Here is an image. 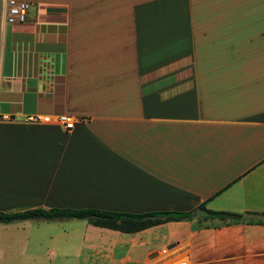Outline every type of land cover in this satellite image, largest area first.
I'll list each match as a JSON object with an SVG mask.
<instances>
[{"label": "crops", "instance_id": "1", "mask_svg": "<svg viewBox=\"0 0 264 264\" xmlns=\"http://www.w3.org/2000/svg\"><path fill=\"white\" fill-rule=\"evenodd\" d=\"M29 1L0 12V210L192 216L0 222V264H264V0Z\"/></svg>", "mask_w": 264, "mask_h": 264}, {"label": "trees", "instance_id": "2", "mask_svg": "<svg viewBox=\"0 0 264 264\" xmlns=\"http://www.w3.org/2000/svg\"><path fill=\"white\" fill-rule=\"evenodd\" d=\"M210 217L225 219L226 222H258L251 212H236L227 210L207 209ZM191 210H153L143 212H125L100 209L94 207H32L18 211L0 210V222H8L23 218H82L87 222L116 229L123 232L139 230L141 228L159 223L165 220L189 219Z\"/></svg>", "mask_w": 264, "mask_h": 264}, {"label": "built area", "instance_id": "3", "mask_svg": "<svg viewBox=\"0 0 264 264\" xmlns=\"http://www.w3.org/2000/svg\"><path fill=\"white\" fill-rule=\"evenodd\" d=\"M31 4L29 0H1L0 12L5 21L20 23L25 20ZM26 118L35 119L32 115H27ZM57 118L65 128L71 127L72 119L68 115L61 114Z\"/></svg>", "mask_w": 264, "mask_h": 264}, {"label": "rangeland", "instance_id": "4", "mask_svg": "<svg viewBox=\"0 0 264 264\" xmlns=\"http://www.w3.org/2000/svg\"><path fill=\"white\" fill-rule=\"evenodd\" d=\"M79 219H82V218H79ZM74 220H77V219H73V218H69V219H63V222H62V219L61 218H54V220H49L47 222H43L42 220H36L37 221V224L41 225V224H44V223H48L51 227H53L55 229V231L57 232L59 230V227L64 224V223H72ZM65 221V222H64ZM43 226V225H42ZM41 226V227H42ZM80 229H74V232L72 233V235H74L76 232V235L78 234ZM16 231H18L16 228H14L13 226L12 227H9L8 228V233L10 232H13V234H16ZM119 248V246H118Z\"/></svg>", "mask_w": 264, "mask_h": 264}, {"label": "water", "instance_id": "5", "mask_svg": "<svg viewBox=\"0 0 264 264\" xmlns=\"http://www.w3.org/2000/svg\"><path fill=\"white\" fill-rule=\"evenodd\" d=\"M199 210L202 212L203 215L206 214V212H205L204 210H202V209H198V210L196 211V215H197V216L199 215V214H198V211H199Z\"/></svg>", "mask_w": 264, "mask_h": 264}]
</instances>
